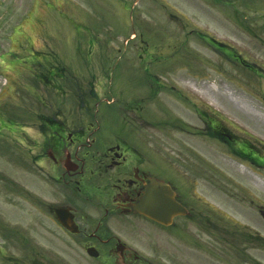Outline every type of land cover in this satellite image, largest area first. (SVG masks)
<instances>
[{"label": "rangeland", "instance_id": "obj_1", "mask_svg": "<svg viewBox=\"0 0 264 264\" xmlns=\"http://www.w3.org/2000/svg\"><path fill=\"white\" fill-rule=\"evenodd\" d=\"M34 51L51 61L31 67ZM50 65L76 81L66 91L105 142L148 143L173 163L192 216L155 231L177 236L178 264H264V126L241 111L264 116V0H0V264L92 263L52 213L64 191L25 168L40 153L35 129L20 136L30 110L66 106L28 74ZM90 87L100 99L80 95ZM247 145L257 162L235 154Z\"/></svg>", "mask_w": 264, "mask_h": 264}, {"label": "flooded vegetation", "instance_id": "obj_2", "mask_svg": "<svg viewBox=\"0 0 264 264\" xmlns=\"http://www.w3.org/2000/svg\"><path fill=\"white\" fill-rule=\"evenodd\" d=\"M36 61L32 65L44 64V60ZM32 71L30 77L42 85L59 88L67 101L64 111L57 110L52 116L48 109L30 110L35 119L23 127L26 131L22 139L30 136L27 131L35 129V149L40 153L28 164L36 166L64 191L62 206L73 214L77 227L76 234L70 236L78 247L91 264H178L177 236L159 233L171 228L132 209L144 200L150 188L162 183L178 203L189 209L185 202L188 195L181 189L184 181L177 177L173 163L166 160L165 164L158 152L148 149V143L142 147L123 138L105 142L98 134L100 127L90 122L93 114L86 100L67 93L65 85H56V78L62 77L57 67H51L47 74ZM26 87L34 92V86ZM79 93L84 99L88 97ZM88 94L100 98L93 90ZM75 99L80 104L74 106ZM149 142L155 143L151 139ZM183 218L187 216L174 218L173 225Z\"/></svg>", "mask_w": 264, "mask_h": 264}, {"label": "water", "instance_id": "obj_3", "mask_svg": "<svg viewBox=\"0 0 264 264\" xmlns=\"http://www.w3.org/2000/svg\"><path fill=\"white\" fill-rule=\"evenodd\" d=\"M132 209L135 212L144 214L151 219L164 225L171 224L173 217L176 215L186 214L184 208L177 204L165 188L151 190L146 199ZM66 209H57L55 211L59 222L68 230L75 232L73 216ZM264 213V212H263Z\"/></svg>", "mask_w": 264, "mask_h": 264}, {"label": "bare ground", "instance_id": "obj_4", "mask_svg": "<svg viewBox=\"0 0 264 264\" xmlns=\"http://www.w3.org/2000/svg\"><path fill=\"white\" fill-rule=\"evenodd\" d=\"M188 85H190L191 87H193V89L195 91H197V93H199L201 95V97L209 100L210 102H212V104L216 105V106H219V100L217 99L218 98V95L219 97L223 96V98H225L229 103H233V104H238L239 106L242 105V102L239 100V99H235L233 97H228V95L226 93H222L221 90H214L213 88L211 87H197L196 84H192V83H188ZM247 111L246 112H243L244 113V116L250 118L252 121H253V124L255 125V127H260V126H264V116L262 115H258L256 112L250 110V109H246ZM251 129H254L250 126ZM233 168L235 170H237V172H240L238 169H236L235 166H233ZM242 173V172H241ZM244 174V173H242Z\"/></svg>", "mask_w": 264, "mask_h": 264}, {"label": "trees", "instance_id": "obj_5", "mask_svg": "<svg viewBox=\"0 0 264 264\" xmlns=\"http://www.w3.org/2000/svg\"><path fill=\"white\" fill-rule=\"evenodd\" d=\"M217 128H218V126H217ZM244 145H246L245 143H244ZM247 148L250 150L251 148H249V145H247ZM235 154H238L240 157H242V158H245V159H251V161H254V160H256L255 158L256 157H254V153H253V151L252 150H250V152L249 153H246V152H236Z\"/></svg>", "mask_w": 264, "mask_h": 264}]
</instances>
